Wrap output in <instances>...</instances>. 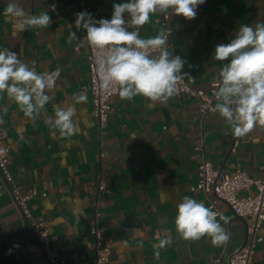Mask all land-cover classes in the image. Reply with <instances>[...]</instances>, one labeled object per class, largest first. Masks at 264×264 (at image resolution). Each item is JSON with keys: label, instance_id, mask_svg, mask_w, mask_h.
Masks as SVG:
<instances>
[{"label": "crops", "instance_id": "0c3cea01", "mask_svg": "<svg viewBox=\"0 0 264 264\" xmlns=\"http://www.w3.org/2000/svg\"><path fill=\"white\" fill-rule=\"evenodd\" d=\"M85 1L100 19H111L112 5L126 2ZM6 3L0 0V50L18 53L41 73L62 69L56 89L48 93L53 99L35 121L26 118L6 93H0V129L7 131L9 168L23 189L34 186L46 193L31 198L28 204L33 215L48 226L66 264H93L91 227L96 204L112 251L107 264H230V256L247 241L248 219L220 202L222 214L230 220L228 224L220 221L229 233L228 242L213 246L207 236L184 240L175 230L176 204L191 196L208 207L205 194L192 189L204 158L222 173L242 168L253 177H264V126L237 138L223 134L225 126L218 113L202 114L197 98L176 96L167 104L149 107L142 96L121 101L116 94L112 98L114 112L102 127L94 116L87 88L89 50L76 41L69 43L71 31L84 36L82 29L75 28L78 0H22L29 14L45 11L51 17L48 28L22 33H15L6 19ZM163 16L153 15L141 28V38L155 36L164 28ZM258 21H264V0H205L194 19L169 15V40L185 61L182 72L193 79L196 88L210 90L221 63L213 60L216 46L230 42L241 25L254 26ZM80 92L86 93L87 101L75 105L77 134L60 138L57 130L53 135L44 120L54 118L55 105H73L74 94ZM102 181L108 192L98 196ZM165 230L171 243L159 249L157 258L154 245ZM0 256L3 264H49L1 176ZM251 261L264 264V242L257 246Z\"/></svg>", "mask_w": 264, "mask_h": 264}, {"label": "clouds", "instance_id": "9594fccd", "mask_svg": "<svg viewBox=\"0 0 264 264\" xmlns=\"http://www.w3.org/2000/svg\"><path fill=\"white\" fill-rule=\"evenodd\" d=\"M204 3L205 0H126L112 5L111 19L99 20L82 11L75 14V28L84 30L86 35L78 37L71 31L69 43L76 41L79 47L95 51L96 78L102 90H115L121 101L142 96L149 107L164 105L180 93V84L188 75L182 73L185 61L168 50L170 29L162 28L155 36L141 38V28L157 13L194 19ZM51 7L54 9L55 5ZM4 15L15 33L46 29L51 23L48 12L29 14L22 0H7ZM213 60L221 63L213 79L216 103L212 110L224 122V135L247 137L258 125L264 126V21L254 26L241 25L230 42L216 46ZM61 71L57 67L38 72L22 61L18 53L4 48L0 50V93H6L26 118L35 121L53 99L48 93L56 89ZM73 99V105H55L54 118L48 116L44 120L53 135L57 130L60 138L77 134L75 105L86 103L87 96L80 92ZM220 221L230 223L227 216L191 196L182 197L176 204L175 230L184 240L207 236L213 246L226 244L230 236ZM157 239L154 248L158 249V258L159 249L171 243V236L165 230Z\"/></svg>", "mask_w": 264, "mask_h": 264}, {"label": "built area", "instance_id": "2783aa9c", "mask_svg": "<svg viewBox=\"0 0 264 264\" xmlns=\"http://www.w3.org/2000/svg\"><path fill=\"white\" fill-rule=\"evenodd\" d=\"M80 12L87 11L91 13L94 19L97 12L85 0H78ZM169 15L163 16L164 28L168 26ZM172 31V30H171ZM170 31V34H171ZM83 35L86 32L82 30ZM167 38L168 50L173 55L181 54L176 50L175 45ZM88 65L90 70V80L87 88L92 94L93 113L100 126H105L110 116L114 112L112 98L116 91H104L100 88L96 78L94 60L96 53L88 48ZM183 73V72H182ZM180 93L178 96H189L199 100V108L202 114L214 113L212 110L216 101L214 98L215 86L210 90L196 88L193 79L184 76L180 84ZM7 131L0 129V176L5 189L12 198L13 205L29 222L30 227L40 244L44 256L49 264H66L65 256L58 250L53 243L50 230L43 221L37 219L28 204V201L38 195H46L40 192L36 187L31 186L23 189V185L16 179L9 168L10 144L7 142ZM199 179L192 189L201 191L208 200V207L213 211L222 213L220 202L228 204L231 209L240 217L248 219L249 235L246 243L229 259L230 264H252L251 258L257 246L264 242V177L256 178L249 175L242 168H238L233 173H222L219 168L214 166L213 162L204 158L198 167ZM255 188L254 193H245ZM108 192L106 182L102 181L98 187V196L100 193ZM91 233L94 238V262L93 264H107L112 253L111 246L106 233V224L100 220L98 205L95 208L94 222L91 227Z\"/></svg>", "mask_w": 264, "mask_h": 264}, {"label": "water", "instance_id": "95a60500", "mask_svg": "<svg viewBox=\"0 0 264 264\" xmlns=\"http://www.w3.org/2000/svg\"><path fill=\"white\" fill-rule=\"evenodd\" d=\"M220 171H222V170H220ZM0 264H3L1 256H0Z\"/></svg>", "mask_w": 264, "mask_h": 264}]
</instances>
